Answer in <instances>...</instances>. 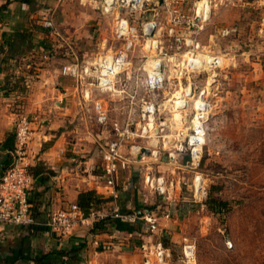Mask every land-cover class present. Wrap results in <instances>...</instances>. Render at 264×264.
I'll return each instance as SVG.
<instances>
[{
    "label": "rangeland",
    "instance_id": "1",
    "mask_svg": "<svg viewBox=\"0 0 264 264\" xmlns=\"http://www.w3.org/2000/svg\"><path fill=\"white\" fill-rule=\"evenodd\" d=\"M64 1L51 11L59 34L51 36L47 56L38 55V66L48 68L50 62L58 73L64 61L83 67L112 62L131 42L125 65L110 75L116 81L112 90L91 86L92 72L58 82L61 92L71 96L90 93L91 99L80 103L85 117L73 116L66 125H87L100 135L107 130L99 138L104 146L116 136L113 121L122 126L150 123L149 134L130 143L157 148L162 162L155 169L184 180L179 199L151 208L163 216L174 204L172 219L188 207L174 228V239L165 235L169 264H187L182 252L187 240L195 242V264H264V49L259 47L264 42V4L212 0L209 18L194 23L187 16L195 14L200 0ZM226 29L235 31L226 34ZM153 70L162 77L158 88L143 84ZM32 72L43 79L42 71ZM56 78L48 85L50 91ZM66 85L71 89H64ZM142 96L155 106L149 121L140 117ZM98 98L109 106L107 124L95 119ZM196 101L204 106L205 142L198 170L206 194L195 199V170L182 162L169 164L168 153L178 149V156L187 157ZM211 198L226 205L213 208Z\"/></svg>",
    "mask_w": 264,
    "mask_h": 264
},
{
    "label": "crops",
    "instance_id": "2",
    "mask_svg": "<svg viewBox=\"0 0 264 264\" xmlns=\"http://www.w3.org/2000/svg\"><path fill=\"white\" fill-rule=\"evenodd\" d=\"M250 3L260 6L264 0ZM62 5L64 0H0V176L13 159L15 124L26 116L33 129L26 158L33 178L30 201L38 221L32 228L0 222V264H142L137 249L145 235L142 221L133 224L111 215L115 202L104 177V145L99 140L107 130L100 135L87 125L67 126L73 116L85 117L80 103L87 97L61 92L58 81L70 77L61 68L55 73L50 62L48 68L38 66V55L47 56L54 35L44 21ZM259 47L264 49V42ZM33 69L42 71L43 79H35ZM55 78V90L50 91ZM75 103L76 109L70 106ZM88 190L104 199L96 205L108 214L101 225H84L68 235L50 231L45 224L50 212L78 203L80 193ZM163 202L145 186L139 164L123 172L118 204L125 212L160 209ZM173 210L174 204L164 213ZM178 216H159L162 236L174 239Z\"/></svg>",
    "mask_w": 264,
    "mask_h": 264
},
{
    "label": "built area",
    "instance_id": "3",
    "mask_svg": "<svg viewBox=\"0 0 264 264\" xmlns=\"http://www.w3.org/2000/svg\"><path fill=\"white\" fill-rule=\"evenodd\" d=\"M205 1L204 5L199 6L192 17L187 19L195 22H203L209 18L212 0ZM200 1L198 3H200ZM234 2L235 0H226ZM246 2L247 0H238ZM179 11V9H175ZM44 26L49 28L54 34H59L53 18H46ZM121 27V24H119ZM263 31V28L261 29ZM235 29H226L225 33L234 32ZM122 32V30H120ZM131 42H128L124 49L113 59V61L104 60L102 63H94L89 66H81L79 63H67L62 66L64 75L82 79L87 73L95 75L94 80L90 82L91 86L103 91L113 89L116 81L111 82L110 75L116 72V68H123L124 60L128 57V50ZM145 86L158 88L162 84V77L157 71L148 72L147 78L143 81ZM86 97L91 98L90 93H85ZM134 98V96L132 97ZM133 102V101H132ZM142 120H151L155 113V106L148 105L144 96L140 98ZM197 109L194 119H192L191 135L188 143L191 146L187 157L178 156L177 151L169 152V164L182 162L185 166H191L195 170L192 181L194 186V198L205 196L206 189L203 187L202 173L198 167L202 161V149L205 142L203 136L202 116L204 106L195 103ZM95 119L101 124L110 122V109L103 99H95L93 103ZM113 130L115 137L108 141L103 148V171L104 177L112 188L113 201L115 202L111 215L113 218L128 223H137L142 221L144 225V236L139 243V251L142 256V264H169L171 250L167 247L162 239L161 224L159 216L155 210L143 209V215L139 216L138 211H122L118 204L119 185L123 172L127 171L132 165L141 166L142 180L145 186L153 193L162 196L163 200L170 203L179 199L180 190L184 182L182 176L166 175L155 169V165L160 164L159 150L152 145H142L130 140L137 137H143L149 134L150 123L146 122L141 125L137 122L134 125L129 123L122 126L118 121H113ZM33 129L31 122L26 116L20 117L15 124V148L11 164L5 169L0 176V222L9 224H18L27 227H34L38 221L33 212V205L30 201L32 188V174L27 162V152L31 140ZM148 147L150 153L143 152V148ZM146 157H154L152 161H146ZM149 162V163H148ZM108 216L96 207H91L88 211L81 208L78 203H71L66 208H61L50 212L45 224L48 229L58 235H68L84 225H93ZM170 217V212L165 214ZM229 245L232 243L229 241ZM184 260L187 264H195L196 251L195 242L187 240L182 247Z\"/></svg>",
    "mask_w": 264,
    "mask_h": 264
},
{
    "label": "trees",
    "instance_id": "4",
    "mask_svg": "<svg viewBox=\"0 0 264 264\" xmlns=\"http://www.w3.org/2000/svg\"><path fill=\"white\" fill-rule=\"evenodd\" d=\"M103 200L104 199H102L95 191L88 190V191H83L80 193L79 198H78V205L81 208H83L85 211H88L91 207H96V205L99 204ZM209 203L213 208L219 207L221 209L226 205V203L224 201H220V200H217L215 198H211ZM149 209L152 210L151 207H149ZM187 209H188V207H183V208L181 207V209L179 210V215L181 217L183 215H185L187 212ZM102 221H103V219L96 222V224L101 225L99 223H101ZM162 239H163V241L165 240V242H168V239L166 238V236H165V238H163V236H162Z\"/></svg>",
    "mask_w": 264,
    "mask_h": 264
},
{
    "label": "water",
    "instance_id": "5",
    "mask_svg": "<svg viewBox=\"0 0 264 264\" xmlns=\"http://www.w3.org/2000/svg\"><path fill=\"white\" fill-rule=\"evenodd\" d=\"M143 152H145V153L148 154V153H150V149H149L148 147H144V148H143ZM122 211H124L123 208H122ZM143 213H144L143 210L138 211V215H139V216L143 215Z\"/></svg>",
    "mask_w": 264,
    "mask_h": 264
},
{
    "label": "bare ground",
    "instance_id": "6",
    "mask_svg": "<svg viewBox=\"0 0 264 264\" xmlns=\"http://www.w3.org/2000/svg\"><path fill=\"white\" fill-rule=\"evenodd\" d=\"M113 0H107L108 3H112ZM205 2V1H204ZM204 2L203 1H200L199 3V6L201 8L202 5H204Z\"/></svg>",
    "mask_w": 264,
    "mask_h": 264
}]
</instances>
